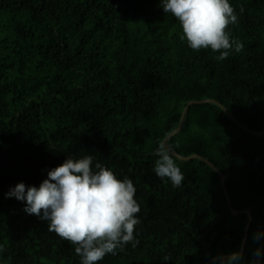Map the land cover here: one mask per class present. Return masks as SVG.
I'll return each instance as SVG.
<instances>
[{"label": "trees", "instance_id": "obj_1", "mask_svg": "<svg viewBox=\"0 0 264 264\" xmlns=\"http://www.w3.org/2000/svg\"><path fill=\"white\" fill-rule=\"evenodd\" d=\"M229 3L244 49L218 60L180 39L162 0H0V264H80L5 194L85 155L131 179L141 209L138 245L99 264H252L264 253V0ZM164 142L178 188L153 171Z\"/></svg>", "mask_w": 264, "mask_h": 264}, {"label": "clouds", "instance_id": "obj_2", "mask_svg": "<svg viewBox=\"0 0 264 264\" xmlns=\"http://www.w3.org/2000/svg\"><path fill=\"white\" fill-rule=\"evenodd\" d=\"M162 9L179 22L180 39L191 50H211L219 53L218 60L243 51V43L232 39L229 31L230 25L238 23L229 0H162ZM154 155L158 157L155 175L180 187L184 174L171 146L160 143ZM94 160L92 155L67 157L48 170L47 179L38 187L20 182L5 194L24 202L25 213L46 221L49 232L73 245L80 264H99L106 255H116L126 245L136 247L139 243L136 226L141 222V209L132 180L118 179L110 168L94 164ZM4 251L0 246V253ZM261 255L264 253L257 249L252 264H262Z\"/></svg>", "mask_w": 264, "mask_h": 264}, {"label": "water", "instance_id": "obj_3", "mask_svg": "<svg viewBox=\"0 0 264 264\" xmlns=\"http://www.w3.org/2000/svg\"><path fill=\"white\" fill-rule=\"evenodd\" d=\"M165 144H166V142H164ZM223 182H224V178H223ZM232 213L233 214H238L239 213V211H236L235 209H232ZM245 213L248 215V218H249V220H251V213H250V211H245ZM231 256H236V254H233V255H231Z\"/></svg>", "mask_w": 264, "mask_h": 264}]
</instances>
